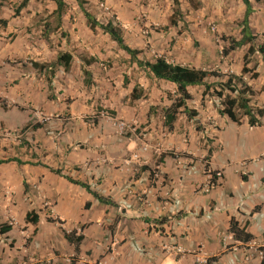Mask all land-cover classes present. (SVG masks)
<instances>
[{"label": "crops", "instance_id": "0c3cea01", "mask_svg": "<svg viewBox=\"0 0 264 264\" xmlns=\"http://www.w3.org/2000/svg\"><path fill=\"white\" fill-rule=\"evenodd\" d=\"M84 1L98 23L111 22L122 31L126 46L142 52L140 60L163 57L173 65L241 76L250 46L223 57L222 37L241 39L243 0H197V9L187 0H177L178 6L176 0ZM22 2H4L0 12V20L8 21L5 28L16 29L13 47L1 48V43L0 52L19 60L5 65L0 85L15 84L13 100L23 116L31 107L57 120L34 130L33 160L14 157L33 165H0V171L6 166L16 171L14 176L0 174V208L23 212L24 219L36 212L40 223L28 226L49 224L50 262L57 264H74V247L62 232L74 230L84 237L75 264H198L205 258H218L215 264H261L264 117L260 126H250L247 118L238 125L219 114V100L205 95V88L189 87V107L198 117L180 114L170 131L163 110L172 105L169 95L176 93V85L152 78L102 30H92L75 0L64 1L60 24L51 32L57 22L55 2L29 0L18 16H11ZM100 3L111 9L112 20L100 18ZM251 4L249 26L264 44V0ZM177 7L182 18L171 26ZM60 53L73 57L68 72L60 67L51 78L34 66L54 63ZM248 61L247 68L258 76L249 74L244 82L256 93L252 106L262 109L264 58L256 52ZM135 87L144 92L138 101L131 100ZM8 109L0 103V127L7 126ZM99 110L104 113L100 119L85 120ZM4 150L0 144V161ZM52 170L87 183L116 207L100 203ZM214 173L222 178L204 194L200 189ZM233 219L253 235V242L241 245L228 239ZM7 236L0 242V258L9 260L17 246L7 244ZM18 260L29 263L21 262L22 256Z\"/></svg>", "mask_w": 264, "mask_h": 264}, {"label": "trees", "instance_id": "16d2710c", "mask_svg": "<svg viewBox=\"0 0 264 264\" xmlns=\"http://www.w3.org/2000/svg\"><path fill=\"white\" fill-rule=\"evenodd\" d=\"M2 2H8L9 0H0ZM57 6L55 11V16L57 17V24H60L62 15L64 14L66 4L65 0H52ZM79 7L81 8L82 13L86 17L88 24L92 30L99 28L105 34H107L112 41L117 43V45L125 51L130 56V61L136 63L140 69L146 71L152 78L169 82L176 85L177 91L174 95H169V98L172 100V105L168 109L163 110L164 116V125L168 130L172 131L175 122L178 119L180 114L187 115L188 118L193 119L198 117V113L189 107V102L192 100V96L188 92L189 87H203L205 88V95H212L216 97L220 102V107L218 112L221 116L227 117L233 123L240 125L244 118L248 119L249 125L252 127L260 126L261 119L264 117V108L259 109L252 106V99L255 97L256 93L249 87L245 82V76L252 74V70L247 68L249 63L248 58L253 56L256 52L261 54L264 58V44L260 42V36H254L249 26V19L253 14V7L251 0H243L244 5L246 6V14L243 21L240 23V26L243 27L241 32V39L237 40L233 37H222V41L226 43L222 51L223 57H228L233 52L241 49L244 46H250L248 55L245 58V66L241 73V76L237 75H226L217 71H207L195 68L182 67L178 65L170 64L166 61L165 58L160 57L154 59V61H148L146 59L140 60L139 56L142 54L141 51L133 50L125 45L122 31L113 25L111 22L107 24H100L96 21L91 13L86 9L87 2L84 0H75ZM190 5L197 9L200 4L197 0H187ZM262 0H255L256 3L261 2ZM176 5L178 6V1L176 0ZM29 0H23V2L16 8L15 17L28 6ZM182 18V12L179 7L176 8L174 14L171 18V26H177V21ZM0 25L2 27H7V20H0ZM50 32L53 28L49 29ZM264 35V34H263ZM264 38V37H263ZM73 62V57L68 53H60L57 57V60L54 63L49 65H39L34 64L38 69L45 70L47 74L52 78L55 75L56 70L62 67L65 72H68L71 68ZM86 76H89L86 72ZM257 74H252V78H257ZM217 78L223 80L217 85L208 84V79ZM51 89V80L48 81ZM218 88V90L216 89ZM144 92L139 87H135L131 95L132 101H138L142 99ZM0 103L4 108H7L4 100L0 98ZM28 128V127H27ZM41 128V125L34 126V129ZM164 155L162 156V158ZM161 162V161H160ZM16 163L18 166L25 164L33 165L32 163H24L20 159H5L0 161V165ZM52 172L62 177L68 183L76 185L84 189L90 195H92L100 203L112 207H116V204L111 200L104 198L94 192L91 187L82 181L75 180L70 176H65L62 174L61 170H56ZM215 175V174H214ZM24 187L27 190V185L24 183ZM86 208H89V204L86 205ZM179 218V217H178ZM166 220L157 221L158 223H163ZM26 224L37 226L40 223V217L36 212H30L26 215L25 219ZM49 222H51L49 220ZM84 227H81L83 230ZM13 230V227L8 224L0 225V242L3 236H7ZM66 241L74 247L75 256L73 257V263H77L78 256L80 254V247L84 240L83 235L78 234L77 231L66 232L62 231ZM229 233L233 235L234 241L241 245H246L253 242L254 237L251 235L246 228H242L239 223L233 219L230 223ZM264 251V249H262ZM218 258H212L208 260L207 264L217 263ZM264 264V256L262 263Z\"/></svg>", "mask_w": 264, "mask_h": 264}, {"label": "rangeland", "instance_id": "374dc122", "mask_svg": "<svg viewBox=\"0 0 264 264\" xmlns=\"http://www.w3.org/2000/svg\"><path fill=\"white\" fill-rule=\"evenodd\" d=\"M3 5L4 2L0 1L1 13H2ZM14 13L15 11L11 12V14L5 12V14H10L11 16H13ZM55 27H56V22L53 23L52 28L54 29ZM15 30H16L15 28L14 30H11L0 27V44L1 43L4 44L3 46H1V48L5 47V45L10 48L13 47L16 38ZM52 42L54 43V46L57 45L56 38H54ZM18 62L19 60L14 56H10L9 54H7V57L6 56L4 57L0 52V73H4V74L7 73L6 66L7 65L15 66ZM76 87H78V85ZM73 89H71L72 92L74 91ZM14 90H15V84L13 82L5 85H0V98L5 101L7 108H9L7 110V124H6L7 126L2 125L0 127V144L4 143L6 149L4 150L5 154H3L4 159L1 158V160L12 159L15 157V155H18L19 157L23 158V160L24 159L33 160L34 155L36 154L34 149L35 144L32 142L34 138L33 135V132L35 130L34 126L42 125L45 127L46 125H50L52 122H55L57 118L55 117V115L52 114L50 115L41 114L42 113L41 110L32 109L31 107L26 108L28 113L24 114L23 116L22 113H20V111L17 108H15L16 104L15 101L13 100L15 96ZM52 95L54 96L53 88H51L50 97ZM70 95L71 92L67 94V96ZM66 101L68 104L72 102L70 100V97H68V100L66 99ZM101 114L104 113L103 111L99 110L95 112V114L91 116V118H89L88 116V118H86L85 120L95 122L98 119H100L99 117L101 116ZM14 172L16 171L11 170L9 169V166H6V168H3V170L0 171V174L14 176L16 174ZM23 188L25 190L24 186ZM27 189L28 190L30 189L28 185H27ZM13 191L15 190L13 189ZM13 191L8 192L11 194L9 201H11L10 202L11 204L15 205L17 202H13L14 199ZM2 224H8L13 227L14 231L10 236H7L8 241L6 243L10 244L12 247L17 246V250L15 251V254L10 256L9 260L0 258V264H20L18 262L19 261L18 257L21 256L25 258V261L21 260V262L23 263L24 262L28 263L26 260L29 259L28 264H57V262L55 263L52 261L50 262V245L47 244V237H50L49 224H44V226H42L41 229H38L33 226H28L25 223L23 212H15V213L7 212L5 209L2 210V208H0V225ZM4 239L5 236L1 238V240L3 241ZM57 253L59 252L57 251ZM13 260L15 263L12 262ZM70 260H72V257L70 258Z\"/></svg>", "mask_w": 264, "mask_h": 264}, {"label": "built area", "instance_id": "2783aa9c", "mask_svg": "<svg viewBox=\"0 0 264 264\" xmlns=\"http://www.w3.org/2000/svg\"><path fill=\"white\" fill-rule=\"evenodd\" d=\"M99 15L100 18H105V19H110L112 20L113 16H112V12L111 9L105 4V3H100L99 4ZM263 42H264V38H263ZM215 174V175H214ZM214 174H210L208 177L209 179L207 180V183L201 187V191L204 194H209L212 190H214L216 188V186L218 185V183L220 182L222 175L221 173H214ZM229 240H234L233 235L231 234L228 238ZM226 250H231L232 246H226L225 247ZM178 252L181 253V249H178ZM262 256H264V251H262L260 253ZM208 260L210 259H198L197 262L198 264H207Z\"/></svg>", "mask_w": 264, "mask_h": 264}]
</instances>
